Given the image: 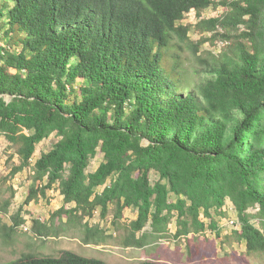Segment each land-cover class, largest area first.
I'll return each instance as SVG.
<instances>
[{"label":"trees","instance_id":"trees-1","mask_svg":"<svg viewBox=\"0 0 264 264\" xmlns=\"http://www.w3.org/2000/svg\"><path fill=\"white\" fill-rule=\"evenodd\" d=\"M220 5L222 14L202 16ZM191 10L198 22L183 24ZM192 26L202 34L197 43ZM219 40L228 44L220 55L201 52ZM186 49L199 81L186 82ZM53 132L61 139L37 159L29 194L12 226L0 218V234L15 232L24 207L58 184L65 205L53 219L83 226L88 243L107 239L89 222L98 209L105 218L114 206L118 224L126 208H137L125 244L143 246L139 232L151 223L163 235L175 216L176 237L205 230L202 215L218 231L212 211L230 198L247 252L264 253V0H0V137L21 160L11 176L30 166ZM99 150L105 160L88 173ZM52 230L34 220L39 235ZM0 264L122 263L63 249Z\"/></svg>","mask_w":264,"mask_h":264},{"label":"rangeland","instance_id":"rangeland-1","mask_svg":"<svg viewBox=\"0 0 264 264\" xmlns=\"http://www.w3.org/2000/svg\"><path fill=\"white\" fill-rule=\"evenodd\" d=\"M225 10L222 5L211 6L203 12L202 16L206 18L218 16ZM199 18L196 11L191 10L183 20V24L195 25ZM210 34L206 33L205 35L209 36ZM189 35L194 43H197L202 37V34L196 31L193 26ZM227 45L222 40L216 41L215 44L207 41L201 46V52L207 57L210 56L209 51L220 55L228 48ZM180 58L184 68L187 69L186 82L192 83L201 80L203 76L194 72L198 62L192 51L186 49L185 52H181ZM60 139L61 136L57 132L44 138L37 144L30 166L11 176L12 168L20 165L21 160L17 153V147L9 143L4 136L0 137V205L6 200H11L9 212L0 214L3 224L13 225L12 215L20 210L29 194L31 185L34 183V165L37 159L42 153L51 150ZM104 160L105 154L99 150L88 167V173L94 172ZM150 178L155 184L159 175L156 171H152ZM111 181L112 178H109L106 184L99 187L98 190L102 191ZM58 186L56 184L47 190L45 196H40L38 200L24 207L22 215L25 222L17 227L15 232L7 230L5 234H0V262L17 259L28 252L56 255L63 249H70L85 256H94L110 263L122 264L150 259L165 264H264V253L249 254L246 242L239 239L236 234V231L241 230L242 223L239 212L230 198L226 200L222 210L212 211L219 226L218 231L210 227L211 218L202 215L206 222L205 230L192 231L187 236L176 237L179 224L177 216H175L165 234L160 235L155 232L149 223L143 232L138 233L139 237L145 235L143 236L144 245L128 246L125 244L128 234L125 225L137 218V208H126L124 216L118 224L114 223V206H111V210L105 218L101 216V209H98L89 222L91 225L100 224L107 239L100 243H88L84 240L83 226L66 223L65 215L53 219V213L65 205L64 195ZM170 199L176 200V196L170 193ZM71 205L67 204L66 207ZM258 209L251 207L248 213L252 222L261 226V219L257 216ZM36 219L51 226L52 233L39 235L35 232L34 220ZM55 231L58 233H54ZM94 235L91 233V236Z\"/></svg>","mask_w":264,"mask_h":264}]
</instances>
